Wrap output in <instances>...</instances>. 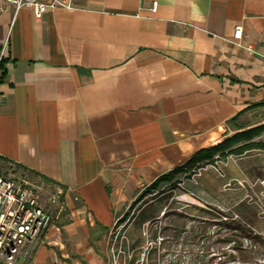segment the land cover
<instances>
[{"label": "crops", "instance_id": "obj_1", "mask_svg": "<svg viewBox=\"0 0 264 264\" xmlns=\"http://www.w3.org/2000/svg\"><path fill=\"white\" fill-rule=\"evenodd\" d=\"M65 1L37 19L0 0V171L64 190L29 264H112L111 229L139 191L264 108V0ZM238 156L239 175L264 179V149Z\"/></svg>", "mask_w": 264, "mask_h": 264}, {"label": "rangeland", "instance_id": "obj_2", "mask_svg": "<svg viewBox=\"0 0 264 264\" xmlns=\"http://www.w3.org/2000/svg\"><path fill=\"white\" fill-rule=\"evenodd\" d=\"M260 125L259 107L231 121L225 138ZM253 141L264 142V132ZM239 157H216L195 174H180L151 192L147 188L162 174L143 187L111 229L112 264H264V179H257L258 169L239 175L237 165L228 164ZM201 190L222 193L211 197Z\"/></svg>", "mask_w": 264, "mask_h": 264}, {"label": "built area", "instance_id": "obj_3", "mask_svg": "<svg viewBox=\"0 0 264 264\" xmlns=\"http://www.w3.org/2000/svg\"><path fill=\"white\" fill-rule=\"evenodd\" d=\"M1 1L13 5L15 11L29 8L37 19L49 9L72 7L71 2L65 0ZM150 10L155 11V7ZM241 36L242 27H235L233 43L253 52L250 45L241 44ZM66 211L62 187L24 172L16 173L11 168L0 171V264H29L42 235L52 224L62 223Z\"/></svg>", "mask_w": 264, "mask_h": 264}, {"label": "trees", "instance_id": "obj_4", "mask_svg": "<svg viewBox=\"0 0 264 264\" xmlns=\"http://www.w3.org/2000/svg\"><path fill=\"white\" fill-rule=\"evenodd\" d=\"M3 60H0V68H2ZM237 117L232 119L235 120ZM264 132V125L256 126L227 137L217 144L208 148H203L193 153L187 161L173 170L159 176L148 188L146 192H151L158 189L163 182H169L175 179L180 174H195L196 170L204 164L210 163L214 158H225L230 154H243L251 149H264V142L253 141L255 137ZM9 168V163L6 164ZM18 169V167H17ZM24 173L37 177L27 170H22Z\"/></svg>", "mask_w": 264, "mask_h": 264}, {"label": "bare ground", "instance_id": "obj_5", "mask_svg": "<svg viewBox=\"0 0 264 264\" xmlns=\"http://www.w3.org/2000/svg\"><path fill=\"white\" fill-rule=\"evenodd\" d=\"M186 264V263H185ZM187 264H189V263H187Z\"/></svg>", "mask_w": 264, "mask_h": 264}]
</instances>
